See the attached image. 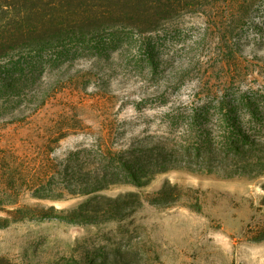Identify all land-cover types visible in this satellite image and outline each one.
<instances>
[{
	"label": "rangeland",
	"instance_id": "obj_1",
	"mask_svg": "<svg viewBox=\"0 0 264 264\" xmlns=\"http://www.w3.org/2000/svg\"><path fill=\"white\" fill-rule=\"evenodd\" d=\"M249 16L238 32L242 45L234 73L226 71L230 65L225 68L218 46L193 43L202 36L197 12L181 13L156 38L164 45L165 57L173 60L172 67L137 72L124 66L112 69L88 57L77 59L70 69L53 71L66 77L76 74L77 79L27 123L0 127V145L24 151L30 139H40L37 134L64 130L67 136L52 145V156L62 162L98 140L127 154L147 140L168 137L182 148L171 159L184 161L188 125L199 134L205 119L204 130L214 146L218 136L230 137L219 127L225 114L217 97H192L202 80L217 89L227 83L225 95L239 129L254 144L237 151L235 160H224L227 171L218 162L202 172L174 163L183 168L153 174L143 186L119 183L55 202L24 191L20 205H54L68 212L46 208L43 217L7 223L10 215L0 210V264H264V0L257 1ZM199 55L203 69L197 61L190 69L180 68V63ZM157 88L159 95H152ZM192 156L194 166L198 158L193 150ZM80 205L100 210L77 218L73 210Z\"/></svg>",
	"mask_w": 264,
	"mask_h": 264
},
{
	"label": "trees",
	"instance_id": "obj_2",
	"mask_svg": "<svg viewBox=\"0 0 264 264\" xmlns=\"http://www.w3.org/2000/svg\"><path fill=\"white\" fill-rule=\"evenodd\" d=\"M257 1L0 0V127L30 121L51 98L77 79L76 74L66 77L53 71L63 66L70 69L79 58L94 57L109 68L124 66L137 72L154 73L172 67L173 60L165 57L164 45L156 38L165 27L173 26L183 12L202 16L201 41L193 43L218 46L225 68L230 65L226 71L234 73L232 66L240 60L242 45L238 32ZM111 59L118 61L107 62ZM195 62L203 69L200 55L199 59L180 63V68L190 69ZM160 88L152 89L156 91L152 95L158 96ZM227 88L225 81L217 89L202 80L192 90V97L209 100L217 97L220 111L225 114L219 118V127L222 134L230 137L218 136L216 148L210 132L204 130L205 119L197 131L199 134L193 133L196 129L193 124L188 125L185 129L188 134L182 138L185 144L181 142L188 157L184 161L171 159L182 148L178 140L168 137L147 140L127 154L114 152L106 140H98L100 143L82 148L62 162L52 156V145L67 136L64 130L60 134H37L40 139H30L24 151L15 145H0V210L10 215L5 221L43 217L46 208L67 211L54 205H20L24 191L30 192L32 198L55 202L68 195L93 194L119 183L143 186L144 180L153 174L183 168L174 163L202 172L210 171L218 162L219 168L227 171L228 165L223 161L235 160L237 151L254 144L251 136L239 129L235 110L225 95ZM208 108L203 109L204 114ZM192 142L194 146H189ZM192 150L198 158L194 166ZM8 207L12 210H6ZM99 207L80 205L73 212L75 217L85 218L90 212L99 211Z\"/></svg>",
	"mask_w": 264,
	"mask_h": 264
}]
</instances>
